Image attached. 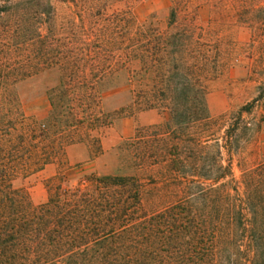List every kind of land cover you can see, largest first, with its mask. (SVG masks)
<instances>
[{
    "label": "trees",
    "instance_id": "obj_1",
    "mask_svg": "<svg viewBox=\"0 0 264 264\" xmlns=\"http://www.w3.org/2000/svg\"><path fill=\"white\" fill-rule=\"evenodd\" d=\"M137 1L0 0V264H264V157H249L264 121V0H171L164 22L135 20ZM234 64L259 71L257 95L213 117L210 82ZM119 69L132 85L120 111L162 119L119 143L115 172L61 168L33 203L17 178L63 166L74 143L102 152L113 117L99 86ZM43 71L57 80L34 120L16 87Z\"/></svg>",
    "mask_w": 264,
    "mask_h": 264
},
{
    "label": "rangeland",
    "instance_id": "obj_2",
    "mask_svg": "<svg viewBox=\"0 0 264 264\" xmlns=\"http://www.w3.org/2000/svg\"><path fill=\"white\" fill-rule=\"evenodd\" d=\"M171 5V0H139L133 8L132 14L137 21L155 19L164 22ZM208 12L200 11L202 19L207 18ZM230 36L233 40L245 42L249 40V31L246 28L234 26ZM251 55V62L259 64V50L256 48ZM253 70V69H252ZM258 72L251 73L234 64L228 66L222 74L210 82L209 92L206 97L209 114L213 117L237 110L241 105L257 95ZM57 74L55 71H43L32 75L18 83L16 90L22 101L25 113L34 120L44 119L50 111L47 98V89L55 84ZM132 85L129 72L119 69L108 75L100 84L101 108L104 112L112 114V123L106 129L102 139V152L94 158L89 156L88 146L84 143H74L67 147L65 164L57 162L44 165L39 170L14 181L16 186L24 187L33 203H39L46 197L45 179L55 175L61 168L65 177L74 179L83 173L95 171L97 173H113L117 169V146L127 137L131 136L137 127L150 125L162 119L161 114L155 109L120 111L131 104ZM254 110V115L264 116V99ZM251 160L264 157V121L251 144ZM234 171L238 174L235 167Z\"/></svg>",
    "mask_w": 264,
    "mask_h": 264
}]
</instances>
